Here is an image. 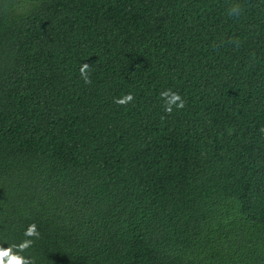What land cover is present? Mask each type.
Wrapping results in <instances>:
<instances>
[{
  "label": "trees",
  "instance_id": "1",
  "mask_svg": "<svg viewBox=\"0 0 264 264\" xmlns=\"http://www.w3.org/2000/svg\"><path fill=\"white\" fill-rule=\"evenodd\" d=\"M0 264H264V0H0Z\"/></svg>",
  "mask_w": 264,
  "mask_h": 264
},
{
  "label": "clouds",
  "instance_id": "2",
  "mask_svg": "<svg viewBox=\"0 0 264 264\" xmlns=\"http://www.w3.org/2000/svg\"><path fill=\"white\" fill-rule=\"evenodd\" d=\"M240 11V9L233 8L232 14H237ZM90 69V66L86 63H83L81 65V76L85 80V83H89L90 79L88 77V70ZM161 98L165 101V111L171 112L173 106H175L177 109H182L184 107V102L181 99L180 95L171 91H164L161 94ZM134 97L131 94H128L122 98L116 99L115 103L119 105H125L130 103Z\"/></svg>",
  "mask_w": 264,
  "mask_h": 264
}]
</instances>
